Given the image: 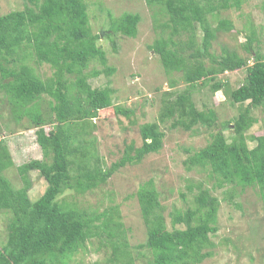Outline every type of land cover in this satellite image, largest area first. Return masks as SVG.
I'll use <instances>...</instances> for the list:
<instances>
[{
	"label": "trees",
	"instance_id": "16d2710c",
	"mask_svg": "<svg viewBox=\"0 0 264 264\" xmlns=\"http://www.w3.org/2000/svg\"><path fill=\"white\" fill-rule=\"evenodd\" d=\"M23 1L22 10L0 16V94L3 92L16 126L24 120L36 129L42 159L25 163L24 175L39 171L46 187L38 199L31 200L25 185H13L5 175L13 160L0 140V212L10 214L5 240H0V264H69L71 256L91 239L110 251L105 254L110 264H133L144 258L147 264H200L208 258L219 203L210 189L203 188L204 181L187 180L179 197L185 202L192 195L191 201L179 211L171 209L169 229L152 183L141 185L135 199L146 239L135 246L128 243L118 206L98 212L78 209L74 202L66 201V192H92L127 164L158 153L165 138L161 125L192 136L203 129L208 136L205 146L191 155L184 149L185 170L197 177L205 173L212 181L211 190L225 185L255 188L264 211V136L247 134L256 123L252 112L264 113V60L252 49L253 32L241 46L250 56V64L225 45L219 55L210 53L220 33L230 32L233 26L228 20H219L213 28L208 17L240 9L246 0H219L216 4L205 0L204 5L197 0H146L149 6L158 7L151 16L159 34L148 48L158 56L164 73L181 74L187 88L174 99L162 101L157 122L140 126L138 149L126 146L121 158L105 169L95 154L93 121L112 107L113 90L109 86L92 88L89 80L101 72L109 77L114 68L107 66L104 52L95 44L101 35L90 32L86 4L84 0ZM139 22L137 14H123L111 21L103 35L109 41L116 35L133 39ZM197 30L202 33L198 42ZM95 62L102 71L88 70ZM44 65L50 75L40 73ZM241 70L245 78L231 91L229 82L217 80L224 73ZM204 88L212 95L222 91L235 105L245 104L232 121L230 138L220 131L230 123L219 124L213 109H197L192 96ZM42 103L47 104L46 109H41ZM113 109L116 115H132L121 106ZM248 142L255 145L250 148ZM26 185L30 187V182Z\"/></svg>",
	"mask_w": 264,
	"mask_h": 264
},
{
	"label": "rangeland",
	"instance_id": "374dc122",
	"mask_svg": "<svg viewBox=\"0 0 264 264\" xmlns=\"http://www.w3.org/2000/svg\"><path fill=\"white\" fill-rule=\"evenodd\" d=\"M197 1L204 5L205 0ZM218 1L211 2L216 4ZM84 3L89 13L91 34L101 35V39L95 44L104 52L107 66L114 68L109 77L101 72L98 77L89 80L92 88L109 86L113 90L112 107L93 121L96 126L93 133L96 140L95 154L105 169L121 158L126 146L132 144L134 149H138L141 146L140 126L157 122L162 101L174 99L187 87L181 80V74L164 73L158 56L148 48L157 39L156 34H159L155 32L151 16L152 11H157L158 7L149 6L146 0H84ZM23 8V0H0V16ZM123 14H137L140 17L136 37L131 39L116 35L109 41L103 32L110 28L112 20ZM214 17H208L213 28L219 20H228L233 27L230 32L220 33L211 47V54L219 55L221 47L225 45L248 59V64L252 63L250 56L241 46L253 32L252 49L264 60V0H246L240 9L221 11ZM196 37L197 42L201 40L200 30L196 31ZM172 39L178 41L176 37ZM207 63L206 61L205 64ZM88 68L100 71L103 69L96 62ZM40 73L50 75L51 71L44 65L41 66ZM244 78L245 71L241 70L224 73L218 76L217 80L224 84L229 82L227 89L231 91L240 86ZM165 94L174 96L166 98ZM192 98L197 109H213L219 124L230 123L227 127L220 128L223 135L230 138L232 121L237 118L245 104L235 105L222 91L212 95L208 88L195 91ZM116 106L131 110L132 115L129 118L116 115L113 109ZM46 107L47 104H41V109ZM9 108L1 92L0 140L13 160L5 175L16 188H23L25 185L29 198L36 200L43 194L45 182L41 179L39 171H29L27 176L24 175L25 163L42 159L40 148L35 142L36 129L25 124L24 120L21 126H16L14 115ZM252 114L256 123L248 131V136H264V113L255 110ZM160 128L165 138L158 153L147 155L139 162L127 164L92 192L82 195L66 192V201L74 202L78 209H98V212L118 206L119 217L128 231V243L135 246L144 243L146 239V230L135 199V193L141 185L152 183L153 189L159 195L169 229L168 214L171 209L175 207L179 208V211L191 201L192 195H188L185 202L179 197V192L187 180H192L193 183L204 181L203 188L210 189L219 205L216 216L217 231L210 236L213 243L211 255L200 264H264V211L255 188L242 189L225 185L211 190L212 181L206 179L205 173L197 177L194 173L187 172L183 166V160L187 158L184 149H189L190 155L202 149L208 138L207 133L198 129L192 136L180 129L171 130L167 125H161ZM254 145L255 142H248L250 148ZM26 181L30 182V187L26 185ZM9 217L10 214L0 212V240L3 242ZM83 246L71 256L69 264H110L105 256L110 254V251L101 248L97 240L91 239ZM147 261L148 259L144 258L133 264H147Z\"/></svg>",
	"mask_w": 264,
	"mask_h": 264
}]
</instances>
